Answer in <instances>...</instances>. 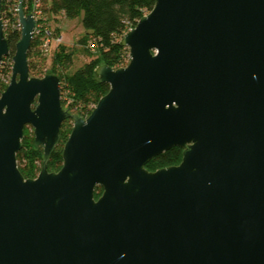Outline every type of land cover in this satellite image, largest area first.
I'll return each mask as SVG.
<instances>
[{
	"label": "water",
	"instance_id": "water-1",
	"mask_svg": "<svg viewBox=\"0 0 264 264\" xmlns=\"http://www.w3.org/2000/svg\"><path fill=\"white\" fill-rule=\"evenodd\" d=\"M17 12L0 89V264H264V0H155L120 39L129 63L96 68L109 91L86 118L63 107L59 75H30L35 19L23 0ZM7 55L0 0V66ZM28 125L43 161L25 179ZM173 147L179 164L146 169Z\"/></svg>",
	"mask_w": 264,
	"mask_h": 264
},
{
	"label": "trees",
	"instance_id": "trees-1",
	"mask_svg": "<svg viewBox=\"0 0 264 264\" xmlns=\"http://www.w3.org/2000/svg\"><path fill=\"white\" fill-rule=\"evenodd\" d=\"M3 0L2 19L7 18V2ZM13 1V0H11ZM18 1V0H16ZM45 11L49 15H63L67 19L82 17V25L87 33L79 40L86 44L90 39L97 49V55L88 63L72 74L66 73L71 63L72 54L67 52L66 47L59 45L58 51L53 58L52 72L59 75L61 80V95L64 88L69 91L72 102L66 107L70 112L77 113L82 117L88 116L98 103L99 99L109 91V84L97 80L95 70L100 65H107L114 69L126 65V55L129 52L126 47L120 45V39L130 28H133L138 20L150 12L155 0H43ZM26 1L23 0V7ZM28 12V10H26ZM11 16V15H10ZM12 20V21H11ZM14 18L5 27V36L9 45V55L3 58L0 72H11L10 66L4 68L5 61L13 57L15 44L20 39V30L12 25ZM58 32V29H55ZM37 41L33 40L28 53L29 72L31 76L36 65L30 62V57L37 56ZM89 53V51H87ZM59 64L60 67L56 65ZM3 85L0 82V88ZM62 105L64 101L62 99ZM92 108L88 112V107ZM87 111L88 114L84 113ZM86 114V115H85ZM85 115V116H84ZM72 130L71 120H65L60 128L59 144L55 148L48 163V171H58L62 166V150ZM34 136L24 132L22 148L17 153L18 168L25 179L35 178L41 170L43 161L42 148H36L33 144ZM182 159V149L173 147L168 151L154 157L146 164V169L156 171L177 165ZM101 187L96 188L95 197L102 194Z\"/></svg>",
	"mask_w": 264,
	"mask_h": 264
},
{
	"label": "rangeland",
	"instance_id": "rangeland-1",
	"mask_svg": "<svg viewBox=\"0 0 264 264\" xmlns=\"http://www.w3.org/2000/svg\"><path fill=\"white\" fill-rule=\"evenodd\" d=\"M47 22L52 29L54 30L58 29L59 30L58 33H61L63 35L62 45L66 47L67 52L72 54L71 63L69 67L66 69L65 71L66 73L68 74L74 73L84 64L90 62L97 55V49L92 45L90 46L89 43L90 39L84 45L79 42V40L87 33V31L84 29L82 25V17L76 19H67L63 15H57V16L49 15V20H47ZM58 47L52 46L49 55L43 56L39 53L37 56L30 57L29 59L30 62L36 65L35 70H33V74L35 75V77H42L46 73L52 72L51 70L53 68V58L55 56V53L58 51ZM87 51H89V53ZM125 61L127 65L129 63V52L126 55ZM10 64H12V58H10L8 61H5L4 68L9 67ZM56 66L60 67L59 64H57ZM10 78H11V72H7L5 70L0 72V82L3 85V87L0 88L1 90H4L7 87V85L10 82ZM61 87L62 86L60 85V88ZM62 99L65 105L64 108L66 109V107L69 105V102L70 103L72 102V97L69 96V91L67 90V88H64L63 94L61 95V101ZM91 108L92 106L88 107V112ZM88 112L84 111V113L86 114H88ZM71 123L73 126V122ZM24 132H27L29 136H34L33 128L29 125L24 128ZM52 172H57V171H52Z\"/></svg>",
	"mask_w": 264,
	"mask_h": 264
},
{
	"label": "built area",
	"instance_id": "built-area-1",
	"mask_svg": "<svg viewBox=\"0 0 264 264\" xmlns=\"http://www.w3.org/2000/svg\"><path fill=\"white\" fill-rule=\"evenodd\" d=\"M25 1H26V5L25 7H23L25 13L32 14L35 19V26L32 32V41L33 40L37 41L38 44L37 49L41 55L43 56L49 55L52 46L58 47L60 44L63 43V35L61 33L56 32L54 29H52L49 26L47 22V20H49V14L45 11L43 0H25ZM7 2H8L7 15L9 16H7L5 21L3 20L4 28L8 23H10L11 17H13L14 22L12 25L20 30V24L18 21V12H17L18 1L8 0ZM26 10H28V12H26ZM89 43L90 46L92 45L94 47V44L91 40L89 41ZM0 67H3L2 63ZM11 68H12V64H10V69Z\"/></svg>",
	"mask_w": 264,
	"mask_h": 264
},
{
	"label": "flooded vegetation",
	"instance_id": "flooded-vegetation-1",
	"mask_svg": "<svg viewBox=\"0 0 264 264\" xmlns=\"http://www.w3.org/2000/svg\"><path fill=\"white\" fill-rule=\"evenodd\" d=\"M72 122V121H71Z\"/></svg>",
	"mask_w": 264,
	"mask_h": 264
}]
</instances>
